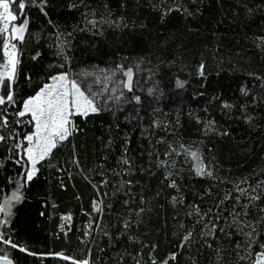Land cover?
I'll return each instance as SVG.
<instances>
[{"label": "trees", "instance_id": "1", "mask_svg": "<svg viewBox=\"0 0 264 264\" xmlns=\"http://www.w3.org/2000/svg\"><path fill=\"white\" fill-rule=\"evenodd\" d=\"M9 2L17 62L0 85V207L15 188L18 198L0 223V258L254 264L264 252V0ZM13 25L24 27L17 38ZM3 42L0 33V64ZM92 66L106 82L89 92L97 111L74 113L27 180L24 103L54 75Z\"/></svg>", "mask_w": 264, "mask_h": 264}, {"label": "snow or ice", "instance_id": "2", "mask_svg": "<svg viewBox=\"0 0 264 264\" xmlns=\"http://www.w3.org/2000/svg\"><path fill=\"white\" fill-rule=\"evenodd\" d=\"M14 3L15 0H12ZM25 4L20 2L18 4L19 9H23ZM0 33H6L9 31V23L17 19L16 15H13L10 10L9 0H0ZM26 25V22H25ZM24 27H12V38H17V34H22ZM22 39V35L19 37ZM8 44L4 45L5 55L8 56V65H11L12 71H5L0 74V78L7 77L12 78L15 69V52L7 51ZM14 49V45L12 46ZM131 74L129 73V76ZM59 81L52 85H47L37 95L24 103V111L20 112L19 115L23 116L26 113H30L32 119L36 122V132L34 133L36 143L33 148L28 149L29 158L33 161V166L36 163L37 157L43 159L52 148L56 146V139L64 140L70 134L67 125L69 124V116L73 114L74 109L77 114H87L88 111L95 112L97 109L93 106L92 101L88 100L84 93L79 89L76 83L71 82V90L69 85L64 83L66 76H60L54 78ZM7 99L12 100V95L7 94ZM5 102L4 97L0 96V104ZM27 140L31 143L33 136H28ZM28 179H31L29 174ZM18 198V197H16ZM4 209L0 207V211ZM86 264V262H85ZM257 264H264V254L261 255V259Z\"/></svg>", "mask_w": 264, "mask_h": 264}, {"label": "rangeland", "instance_id": "3", "mask_svg": "<svg viewBox=\"0 0 264 264\" xmlns=\"http://www.w3.org/2000/svg\"><path fill=\"white\" fill-rule=\"evenodd\" d=\"M10 10L12 11L13 15H15L13 10H12V8H11V6H10ZM2 11L3 10L0 9V12H2ZM12 22L13 21H11L9 23V28H10V24ZM0 27H2V23H0ZM2 34L4 36V42H3L4 55H5V51H6L5 48H4V45L8 44L9 47H8L7 51H9V52L14 51L15 52V60L17 62V48H16L15 43L10 39V32L8 31V32L2 33ZM13 45L15 46L14 49L12 47ZM8 59H9L8 56L5 55L4 62L2 64H0V74L4 73L5 71H9V72L12 71L11 65H8L7 69L5 68V65H7ZM15 66H16V64H15ZM101 73H102V70L97 68L96 66H92V67H88V68H81L79 70L67 71V72L59 73V74L54 75L50 79V81L42 87V89H44L47 85H52V84H55V83H59V81L55 80L54 78H57V77H60V76H66L67 79H66V81L64 83H67L69 85V90H71V82L74 81L76 83V85L79 87V89L84 93L85 97L88 100H91L93 106L96 108L94 100L92 99V95L89 94V92H95L96 89H98V86H100V84L102 85V84L105 83V87H106L105 80L103 79V81H102V79L100 77ZM13 76H14V72H13V75H12L11 79H8L7 77L0 78V85L3 82L4 79H8L9 81H12ZM102 78H105V77H102ZM129 80H130V76H129V73H127L126 82L128 83ZM83 86H85L87 88H83ZM91 86H92V90H90ZM105 87H101V89H100V93L101 94H102V92H104ZM42 89H40V91ZM97 93H98V91H97ZM36 95L37 94H35L33 97H35ZM33 97H30L27 100H29V99H31ZM22 111H24V105H23ZM72 112H73V114L76 113L74 109L72 110ZM88 112H90V111H88ZM26 114H29L31 119H32V116H31L30 113H26ZM72 115L69 116V124L67 125V127L69 129V132L71 130V117H72ZM32 121H33L32 131L26 136L27 145H26V148L24 150V153H25V156H26L27 162H28V165H27V168H26V179L27 180H28L29 174H31V177L35 174V172H36V163H37L38 160H40L37 157L36 163L33 166V161H32V159L29 158V155H28V149L29 148H33L35 143H36L35 136H34V133L36 132V122L33 119H32ZM28 136H33V141L31 143L27 140ZM57 140H59V139L57 138L56 141ZM196 161H197L196 162L197 168L200 169L199 162H198V160H196ZM17 191H18V189L15 188L3 198L1 207L4 210L0 211V223L3 222V217H5L7 215V212L9 211L10 206L12 205L13 201L16 199ZM262 254H264V252H261V253L258 254L254 264H257V262L261 259V255ZM82 264H85V262H82ZM86 264H87V262H86Z\"/></svg>", "mask_w": 264, "mask_h": 264}, {"label": "water", "instance_id": "4", "mask_svg": "<svg viewBox=\"0 0 264 264\" xmlns=\"http://www.w3.org/2000/svg\"><path fill=\"white\" fill-rule=\"evenodd\" d=\"M0 264H14L10 258H0Z\"/></svg>", "mask_w": 264, "mask_h": 264}]
</instances>
